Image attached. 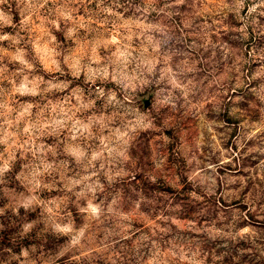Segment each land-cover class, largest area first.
Masks as SVG:
<instances>
[{"label":"rangeland","instance_id":"obj_1","mask_svg":"<svg viewBox=\"0 0 264 264\" xmlns=\"http://www.w3.org/2000/svg\"><path fill=\"white\" fill-rule=\"evenodd\" d=\"M0 264H264V0H0Z\"/></svg>","mask_w":264,"mask_h":264}]
</instances>
